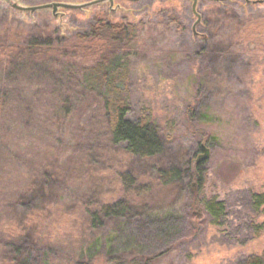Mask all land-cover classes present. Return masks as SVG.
I'll return each mask as SVG.
<instances>
[{"label":"rangeland","instance_id":"obj_1","mask_svg":"<svg viewBox=\"0 0 264 264\" xmlns=\"http://www.w3.org/2000/svg\"><path fill=\"white\" fill-rule=\"evenodd\" d=\"M13 1L24 7L62 3ZM90 1L63 3L79 5ZM174 1L185 29H169L154 41L155 48L134 56L130 64L127 119L151 116L163 142L162 153L146 164L129 159L123 146L111 145L102 104L82 89L76 68L68 71L57 63L58 67L49 74L43 69L11 67L3 73L0 68V199L16 192V196L24 198L26 214L42 215L35 218L34 229L44 240L40 246L30 241L24 246L23 254L29 257L30 264H106V257L121 249L119 244L123 245L124 238L130 235L139 240L142 255L161 254L153 264H243L248 256L264 251V217L251 206L252 194L264 191V46L251 64L249 56L231 54L215 67L212 77L211 65L197 57L203 42L191 32L195 22L191 2ZM166 3H126L122 13L114 2L108 16L115 20L132 14L154 22L156 7ZM198 3L202 20L210 5ZM242 3L229 0L227 4L241 16ZM251 5L244 10L262 8L264 12V3ZM109 11L108 3L83 10H58L63 14L61 20L51 11L22 13L1 1L0 24L42 30L51 19L58 29L57 38L66 40L86 32L94 17ZM199 25L196 33L205 36L206 30ZM204 77L209 81L203 82L204 89L196 99L191 81ZM189 105L196 106L191 121L186 113ZM200 145L208 150V158L202 162L206 180L203 191L195 181L186 180L180 185L160 187L158 170L193 168L203 155ZM26 156H31L34 164L22 169ZM28 169L47 175L44 187L38 191L27 189V182L38 177L31 174L27 180L24 171ZM126 172L147 186L149 193L137 203L148 207L143 214L110 223L102 235L93 234L90 239L94 247H80L84 225L80 206L88 200L101 204L124 198L120 176ZM34 192L35 197L48 199L42 202L40 197L35 198L36 205H32L30 197ZM212 196L225 207L217 226L201 207L186 209L189 198ZM131 209L134 214L137 208ZM11 214L0 203V252L5 244L1 233L10 227ZM103 239H107L106 244Z\"/></svg>","mask_w":264,"mask_h":264},{"label":"trees","instance_id":"obj_2","mask_svg":"<svg viewBox=\"0 0 264 264\" xmlns=\"http://www.w3.org/2000/svg\"><path fill=\"white\" fill-rule=\"evenodd\" d=\"M46 1L69 2L70 0ZM258 1L264 3V0H241L243 3L240 6L243 13L238 16L235 9L227 4L229 0L228 2L199 0V2L209 4L210 9L199 25L200 29L206 30V35L200 34L202 37L195 38L203 42L197 52V57L199 60L208 61V65H211L214 71L211 73L212 77L216 70L215 67L221 65L231 54L240 52L242 55H247L250 58L248 63L251 64V59L256 58V54L264 46V12L262 8L257 6L256 8L260 9H255L254 12L244 10L246 5H249L250 9L251 4ZM166 2V4L156 7L154 22L146 20L142 16H132V14H125L119 19L112 20L108 16V13L111 14L112 11H109L102 16L94 17L93 23L86 32L72 35L66 40L57 38L58 29L51 19L47 21L48 26L42 30L35 27L27 30L22 25V28L19 24L12 26L6 21V24H0V68L3 73L11 67L37 71L43 69V72L47 74L52 72L53 68L58 67L57 63L65 65L68 71L76 68L80 73L82 89L102 104L111 145L113 147L123 146L124 153L129 159L135 163L146 164L162 153L163 142L159 136V129L152 122L151 116L149 118V115L144 114L135 121L127 119L130 113L128 80L131 59L134 56L146 52L150 48H155L154 41L156 42L159 36L167 34L169 29L173 27L178 31L185 29L175 1L166 0ZM115 3L121 8L119 11L124 13L123 4L127 2L115 1ZM147 41L150 42L149 45H145ZM63 42L64 45H61ZM39 65L40 67H38ZM208 81L209 79L205 77L191 81L196 99L204 89L203 82ZM195 107V105L187 107L186 113L189 121L192 120ZM30 161L31 156H26L24 161L26 165L22 169L30 167L29 165L32 163ZM38 163L42 165L41 162ZM24 172L27 174L26 179L28 177L31 179V174H35L30 169ZM35 175L38 177L31 179V182L28 181L27 185L29 186L26 185V187L29 190L35 188L38 191L39 187H44L47 175L45 172ZM157 179L159 186L164 188L172 184L180 185L185 180L188 183L195 181L201 192L206 181L202 163L193 168L159 169ZM120 180L121 195L124 198H117V200L101 204H94L88 200L80 206L84 210V214H82L84 225L81 229L83 238L78 241L81 244L80 247H94L95 244H92L90 239L93 234L102 235V232H105V227L110 226V223L121 218L131 219L135 214H143L145 208L148 207L137 203L142 195L149 193L147 186L137 183L138 178L131 172L122 174ZM11 194L12 197L10 195L2 196L3 199H0L3 208L9 209L12 213L10 227L3 228L1 233L5 244L4 250L0 252L2 255L0 264H30L29 257L23 254L24 246L28 241L37 243L38 246L41 245L43 238H38L34 226L37 225L35 218L42 215L26 214L22 204L24 198L19 194L16 196V192ZM35 194L34 192V196L30 197L32 205H36L35 198L37 200L40 197L42 202L48 199L47 197L43 198L42 195L35 197ZM188 201L190 202L186 204L187 211L201 207L203 213L210 218L215 226L218 225L220 217L225 214L223 202L213 196L210 198L201 197L199 200L189 198ZM251 206L256 213H260L259 215L264 217V191L252 194ZM132 207L137 208L134 214ZM17 211H21L22 214H16ZM2 216L3 214H1ZM138 241L132 235L129 238L125 237L123 245L119 244L122 248L106 257V264H153L161 254L142 255L140 249L138 250L137 243H140ZM106 242L107 239H103V244ZM81 264L93 263L90 261ZM243 264H264V251L258 255L248 256Z\"/></svg>","mask_w":264,"mask_h":264},{"label":"water","instance_id":"obj_3","mask_svg":"<svg viewBox=\"0 0 264 264\" xmlns=\"http://www.w3.org/2000/svg\"><path fill=\"white\" fill-rule=\"evenodd\" d=\"M2 2H4L6 5H8V7H10L13 10H16L18 12H22V13H30L33 14L35 12H39V11H51L52 15L54 17H58L62 20L63 18V14H58V10H83L86 8H90L96 5H100V4H105L108 3L110 6V11H113V4L115 1H124L127 3H136L139 2L140 0H92L90 2H87L85 4H70V3H52V4H45L42 6H35V7H24L19 5L18 2L13 1V0H0ZM191 2V12L193 14V16L195 17V22L192 25L191 28V32L194 38H199L202 37V35L197 34L196 33V28L198 27V25L201 23V16L198 14L197 12V4L199 2V0H188ZM210 1H214V2H221V1H225V0H210ZM263 1H258V2H254V3H262ZM115 8H119V6H116ZM200 150L202 152V156H199L195 163L196 165L204 162L207 158H208V150L205 148L204 145H200Z\"/></svg>","mask_w":264,"mask_h":264}]
</instances>
